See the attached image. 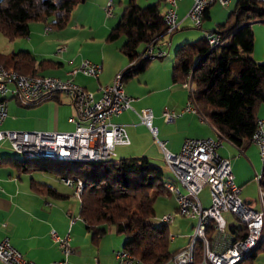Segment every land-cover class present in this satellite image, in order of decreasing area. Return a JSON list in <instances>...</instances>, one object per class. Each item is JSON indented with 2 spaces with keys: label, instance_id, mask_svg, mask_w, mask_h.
<instances>
[{
  "label": "trees",
  "instance_id": "16d2710c",
  "mask_svg": "<svg viewBox=\"0 0 264 264\" xmlns=\"http://www.w3.org/2000/svg\"><path fill=\"white\" fill-rule=\"evenodd\" d=\"M84 2L0 0V35L8 42L26 38L31 22H42L54 31H61L67 26L72 10ZM162 2L164 0L140 7L136 0H128L119 21L106 36L109 43L124 39L119 51L131 66L121 73L123 83L147 69L152 60L143 58L147 46L156 45L167 35ZM207 12L208 8L203 13V21L209 18ZM255 21L264 24V1L237 0L226 21L216 24L209 32L221 34L224 43L212 48L203 36L193 43L178 46L171 72L173 83L190 81L193 86L191 95L199 114L217 134L239 149L249 144L258 109L264 105V62L257 63L252 57V23ZM0 65L21 75L39 76L42 71L54 68L56 63L37 60L28 51H17L0 53ZM1 165H11L19 173L39 172L59 180L80 179L83 188L79 195V217L85 222L94 246H98L110 226L116 235L125 238L122 250L142 264H164L180 250L169 248L168 225H155L152 221L155 218L154 202L159 195L153 192L164 190L163 183L171 177H165L164 171L145 156L90 163L2 156ZM30 181L31 189L41 195L54 200L67 198L51 185ZM259 185L264 193V161ZM227 230L238 232L242 237L245 227L229 224ZM195 249L199 253L200 246ZM260 252L264 253V238L240 264H248Z\"/></svg>",
  "mask_w": 264,
  "mask_h": 264
},
{
  "label": "crops",
  "instance_id": "0c3cea01",
  "mask_svg": "<svg viewBox=\"0 0 264 264\" xmlns=\"http://www.w3.org/2000/svg\"><path fill=\"white\" fill-rule=\"evenodd\" d=\"M108 1L85 0L84 3L77 5L70 14L67 26L60 33L52 36V38L48 36L53 30L47 27L45 23L37 22V25L30 28L28 37L12 41L10 52L15 53L18 50L28 51L37 60L54 61L56 66L42 71V74H44L43 72H48L47 76L61 79L70 78L74 84L92 92L98 98L101 94V89L110 85L115 75L122 73L131 66L119 51L121 44L116 45L115 42L109 43L106 41V36L119 21L128 0H110L113 5L110 17L105 14V5ZM158 1L161 0H136V3L139 6H146ZM192 2L193 0H180L177 2L176 30L160 38L156 44V48L164 50L166 55L161 58H152L147 69L142 74L123 83L125 94L133 99L135 98L131 104L132 109L111 118L113 124L125 127L129 137L130 143L127 146L131 147V149L126 151L123 156H145L151 162L149 154H152V151L149 147L143 146L141 148L143 151H138L137 148L138 142L141 143L144 136L150 140L153 138L157 139L159 136V141L157 143H155L156 141L153 142V145L161 155L163 162V152L159 142H164L166 150L174 154L180 150L183 141L186 139H207L217 136L215 128L199 112H185L170 124L166 123L162 116L165 108L170 112H180L190 99L193 87L190 81H187L188 87L180 83H173L171 72L175 63L174 50L177 49V46L182 45L183 42H187L191 36L185 30L178 33L176 31L187 27L186 22L189 19L186 15ZM162 5V12H164L165 1L162 2ZM211 6L208 7L207 14L209 18L206 20H210ZM216 15L220 22L215 24L223 23L226 21L229 11L222 9L216 12ZM80 28L82 30L79 32ZM214 28L207 30L204 35L197 33L195 37L199 39L206 36ZM255 31L262 30L259 28V30ZM80 38L87 42L83 43V45L87 46L89 51L92 50L91 53H83L76 46L80 44ZM15 43L19 44L18 47L14 46L16 45ZM255 45L256 41L252 57L257 62H263L264 46L262 51H260ZM63 47L65 51L59 52V49ZM85 59L101 65L102 70L97 78L85 77L81 74L68 75V72L75 69ZM12 86L10 84V87ZM50 97L52 98L27 107L26 103L10 95L6 96V118L2 122L0 129L27 132L72 131L74 125L68 121L73 115L71 98L64 93H54ZM40 104L41 106L49 104L50 109H55L54 121L51 117L48 119L37 117V106ZM145 108L152 111V125L157 130L156 137L152 136L148 128L140 122L136 115V113ZM260 118H264V105L258 109L257 119ZM217 153L220 157L229 160L234 181L241 188V194L250 185L248 183L255 180L257 175L261 177L263 162L255 145L249 143L239 149L225 141L217 150ZM8 154L7 151H3L2 147H0V157L9 156ZM152 160L155 161V158H152ZM30 179L37 183H42L34 178L33 173H19L11 165L0 166V242L7 238L10 244L27 260L36 264H52L55 261L64 259L58 246L50 238V231L55 230L60 237H64L67 233L70 236L73 254L68 256L66 264H103L101 247L107 243L105 241L106 238H104L106 234L109 233L108 237H110L114 233L113 228L107 227L105 236L95 248L90 241L89 233L86 231L85 222L79 217V197L74 195L75 199H73L71 194L62 192L67 195V198L54 200L32 190ZM256 185L258 191L260 185L257 182ZM242 198L252 208V203L247 199V194ZM175 208V200L173 199V205H171L167 214L171 213ZM71 220L73 223L70 225ZM192 225L193 222L190 221V230ZM184 239L185 247L188 243V236L184 237ZM123 240L119 243L121 246L119 250L122 249ZM113 241L116 243V240L113 239ZM116 246L118 245L112 244L111 250L113 251ZM177 248L181 249L183 246L180 247L179 245L175 249ZM95 251L96 253H94ZM114 262L118 264L117 260H114Z\"/></svg>",
  "mask_w": 264,
  "mask_h": 264
},
{
  "label": "built area",
  "instance_id": "2783aa9c",
  "mask_svg": "<svg viewBox=\"0 0 264 264\" xmlns=\"http://www.w3.org/2000/svg\"><path fill=\"white\" fill-rule=\"evenodd\" d=\"M163 22L166 33L171 34L177 28V2L164 0ZM229 0H193L186 17L192 26L201 29L204 11L213 4L225 6ZM264 1V0H255ZM113 5L109 0L105 5V14L112 15ZM210 47L222 45L225 39L219 33L206 34ZM65 48L59 49V52ZM166 55L155 44H149L143 58H161ZM102 67L87 59L68 72V75L81 74L97 78ZM10 84L13 86L10 87ZM188 87V83H183ZM54 93H64L71 98L73 115L68 119L74 125L70 132L56 131H11L0 129V144L8 142L21 158L27 160H47L59 163L100 162L115 157L117 146L129 145L125 127L113 124L111 118L132 109L134 99L125 94L121 73L115 75L113 82L101 89L98 98L92 92L73 83L72 79L39 75H21L12 68L0 65V126L6 118V96L10 95L26 104L34 103ZM185 112H198L190 94L185 107L178 113L166 108L162 116L166 123H173ZM140 122L156 137L157 130L152 125L153 114L148 108L136 113ZM223 136L215 138L186 139L177 153L168 152L164 142H159L163 159L170 172V179L163 183L165 192L172 194L175 200L173 215H163L162 223L171 224L176 217L193 222L192 234L188 243L164 264H240L260 244L264 235V193L258 187L259 210L248 206L241 197V188L236 185L231 172L230 162L220 157L217 150L224 142ZM249 143L258 148L261 161H264V118L256 119L255 128ZM259 183L260 175L256 176ZM65 186L72 188L79 197L83 183L80 179H61ZM209 189V203L204 205L199 194ZM230 214L238 226L245 227L242 237L238 232L230 233L229 224L234 222L223 217ZM73 223L71 220L70 225ZM237 225V224H236ZM51 240L58 246L64 259L53 264H66L68 256L73 254L70 236L60 237L55 230L50 231ZM169 241L175 236L169 235ZM200 246L199 253L195 246ZM198 253V255H197ZM118 264H142L128 252H114ZM0 264H36L27 260L18 252L7 238L0 242Z\"/></svg>",
  "mask_w": 264,
  "mask_h": 264
},
{
  "label": "rangeland",
  "instance_id": "374dc122",
  "mask_svg": "<svg viewBox=\"0 0 264 264\" xmlns=\"http://www.w3.org/2000/svg\"><path fill=\"white\" fill-rule=\"evenodd\" d=\"M236 1L237 0H229L228 3L224 6V8H222L223 6L221 7L219 4L211 6V8H210V11H211L210 20H204L203 21V28L201 30L193 27L190 24V22L188 21V22H186L187 27L186 28L183 27V28L178 29L176 31V33H178L179 31L185 30V31L189 32V34L191 36L187 42H183V43L194 42L196 39H198V37H195V35H197V33H199L200 35H204L207 30L213 29L215 27V25H216L215 23L220 22L219 18L216 15V12H218L222 9L228 10L230 12L234 8ZM154 3H152V4H154ZM148 5H151V4H148ZM140 7H145V6H140ZM162 9H163V5H161V10ZM35 25H37V22H31L30 28H32ZM259 28L262 31H255V30H259ZM252 29L254 32V44L256 41V45H255L256 48L259 49L260 51H262L263 46H264V24L260 23V21H258V22L255 21L252 23ZM81 30L82 29L80 28L79 32ZM60 32L61 31H54L53 30L51 33H49L48 37L52 38V36H54L55 34L60 33ZM21 39L22 38H20L18 40H21ZM80 39H81L80 44L76 45L79 48V50H81V52H83V53H91L92 50L89 51L88 47L83 45V43L85 44L87 42L83 41L82 38H80ZM123 42H124V39L121 38V39L115 41V44L116 45H120V44L122 45ZM12 43L13 42H11V43L8 42L2 35H0V53H3V54L9 53L10 54L11 53L10 49L12 48ZM15 44L16 45H14V46L18 47L19 44L18 43H15ZM173 54H174V52H173ZM257 63H262V62H257ZM43 73L44 74L41 73V75L49 74L48 72H43ZM37 117H45L47 119L49 117H51L52 120L54 121L55 109L54 108L50 109L49 104H45L43 106H41V104H40L37 106ZM158 139H159V136L157 139H154V138L151 139L152 140L151 141L149 138L144 136L141 143L138 142L137 148H138V151H143V150H141V148L143 146L149 147V149L152 151L151 152L152 154H149V157H151V163L153 165L159 166L164 171L165 177H169L170 172L167 169V167L165 166V164L161 158V155L159 154V152L155 149V147L153 145V142L156 141L155 143H157L159 141ZM0 147H2L3 151H7L9 153L8 155L10 157L21 159V156L11 148V146L8 142L1 143ZM129 149H131V147H129V146L116 147L115 159H122V158L130 157V156H123L126 151H129ZM139 153H142V152H139ZM152 158L153 159L155 158V161L152 160ZM33 175L37 181H40V182L45 183V184L49 183L48 185H51V186L53 185L59 192H61V193L67 192V193L72 195L73 199H75L74 198L75 194H73V189L65 186L62 182L58 181L59 179L56 180L53 177L44 175V174L39 173V172H35V173H33ZM248 184H250V185L242 191L241 197H244V195L247 194V197H248L247 199L251 201L252 208H254L255 210H259L260 206L258 203V191H257L256 182H255V180H252ZM153 194H159V195H157L155 202H154L155 218L152 220L153 223L156 225V224L162 223L160 217H162L163 215H167V211L171 208V205H173V199L174 198H173L171 193L165 192L162 189H161V191L154 190ZM199 198L202 200V202L205 206L208 205V203H209V189L208 188L203 189L202 192L199 194ZM174 212H175V209L171 213H169V215H173ZM222 215L225 219L230 220V221L234 222L235 224L239 225L230 214L222 213ZM190 221L191 220H189V219H184V218H180L177 216L176 219H174V221L168 225L169 235L175 236V239L173 241H169V248L170 249H175L179 245H180V247H182V246L184 247V245H185L184 237H187V236L189 237L192 234V230H190V228H189ZM179 222H181V223L179 224ZM108 234H106V236L104 235L105 236L104 238H106L105 241L107 243L101 247V251H102V255H103L102 261H103V264H116L114 262V260H115L114 259V251H116V250L118 251L121 248L119 243H121V241L124 239V237L123 236H120V237L116 236L115 233H112V235H110V237H108ZM263 238H264V235H263ZM113 239L116 240V243L113 241ZM124 241H125V239L123 240V242ZM112 244L118 245L114 248L113 251L110 248ZM95 248H96V246H95ZM94 253H96V251ZM55 262H57V261H55ZM55 262H53V263H55ZM85 264H88V263H85ZM248 264H264V253H262V252L258 253L256 258L253 260H250V262H248Z\"/></svg>",
  "mask_w": 264,
  "mask_h": 264
},
{
  "label": "bare ground",
  "instance_id": "6f19581e",
  "mask_svg": "<svg viewBox=\"0 0 264 264\" xmlns=\"http://www.w3.org/2000/svg\"><path fill=\"white\" fill-rule=\"evenodd\" d=\"M135 99V98H134Z\"/></svg>",
  "mask_w": 264,
  "mask_h": 264
},
{
  "label": "water",
  "instance_id": "95a60500",
  "mask_svg": "<svg viewBox=\"0 0 264 264\" xmlns=\"http://www.w3.org/2000/svg\"><path fill=\"white\" fill-rule=\"evenodd\" d=\"M246 258V257H245Z\"/></svg>",
  "mask_w": 264,
  "mask_h": 264
}]
</instances>
